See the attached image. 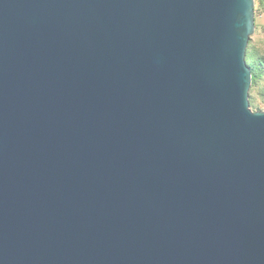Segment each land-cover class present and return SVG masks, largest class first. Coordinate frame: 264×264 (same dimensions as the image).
Here are the masks:
<instances>
[{
  "label": "water",
  "instance_id": "water-1",
  "mask_svg": "<svg viewBox=\"0 0 264 264\" xmlns=\"http://www.w3.org/2000/svg\"><path fill=\"white\" fill-rule=\"evenodd\" d=\"M254 0H0V264H264Z\"/></svg>",
  "mask_w": 264,
  "mask_h": 264
},
{
  "label": "rangeland",
  "instance_id": "rangeland-1",
  "mask_svg": "<svg viewBox=\"0 0 264 264\" xmlns=\"http://www.w3.org/2000/svg\"><path fill=\"white\" fill-rule=\"evenodd\" d=\"M251 45L255 46L260 55L264 56V2H259L258 0H254V32L250 37ZM259 87H264V79L259 81ZM252 101L249 98V108L250 103L255 106V109H251V111H262L264 112V105L262 103V98L257 96L256 93L253 91L251 94Z\"/></svg>",
  "mask_w": 264,
  "mask_h": 264
},
{
  "label": "trees",
  "instance_id": "trees-1",
  "mask_svg": "<svg viewBox=\"0 0 264 264\" xmlns=\"http://www.w3.org/2000/svg\"><path fill=\"white\" fill-rule=\"evenodd\" d=\"M259 2H264V0H258ZM247 64L251 72V86L249 90V97L252 101L251 94L254 91L257 96L262 98V103L264 105V87H259V81L264 79V56L260 55L258 49L251 45L250 40L247 46ZM253 102V101H252ZM250 103V108L255 109V106Z\"/></svg>",
  "mask_w": 264,
  "mask_h": 264
}]
</instances>
